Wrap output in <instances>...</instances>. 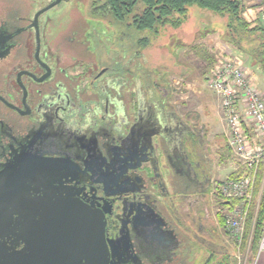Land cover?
Returning <instances> with one entry per match:
<instances>
[{"label": "flooded vegetation", "instance_id": "obj_1", "mask_svg": "<svg viewBox=\"0 0 264 264\" xmlns=\"http://www.w3.org/2000/svg\"><path fill=\"white\" fill-rule=\"evenodd\" d=\"M19 1L29 10L31 2L42 5L0 12V169L17 159L30 169L51 162L44 184L61 182L103 212L117 264H189L190 240L200 245L214 233L200 214L218 204L208 188L211 154L200 143L202 128L190 114L184 119L158 104L141 79H133L128 103L122 98L127 80L123 60L111 59L109 7L59 0L49 9L63 4L59 12L35 22L56 0ZM145 98L153 107H144ZM164 120L170 146L161 149L158 142L168 141L154 134Z\"/></svg>", "mask_w": 264, "mask_h": 264}, {"label": "rangeland", "instance_id": "obj_2", "mask_svg": "<svg viewBox=\"0 0 264 264\" xmlns=\"http://www.w3.org/2000/svg\"><path fill=\"white\" fill-rule=\"evenodd\" d=\"M36 1L41 2V0ZM30 5L31 9L29 10L27 4L26 8H24L19 0H0V12H7L14 7L18 13L25 14L28 10L32 13L37 7L41 6L42 3L31 2ZM8 6H10V8ZM257 6L259 7L260 20V0H258ZM62 7L63 4L49 10L43 18L54 16L62 9ZM80 10L87 13L86 7L83 8L81 6ZM87 17L90 16L87 15ZM188 18V21L181 28L167 31L166 35L162 38L153 39L155 42L152 41L153 44L150 49L144 50L142 53H140V51H135L130 55V59L118 63L121 65L120 70L130 69L133 74L141 72V74L146 77L147 81L149 80L151 82L152 78H154V80L159 83V87H157L158 90H152V94L153 97L156 96L161 101L158 104H161L163 107L166 106L175 112L176 115H180L184 119L189 117L190 114V118L193 116L192 120L202 128L199 138L201 140L200 143L204 148L206 147L205 149L207 152L211 154V159L208 161L211 174L208 188L212 190V199L215 203H218L221 193L219 192L221 190L220 187L224 185L226 186L231 180H237L246 176L251 177L252 171L248 168L247 163L244 162L243 158L235 155L234 149L231 146L232 144L227 137V117L222 109L223 97L227 95L224 92L216 91L219 95L218 97L209 87L206 77L211 71L222 64H230L245 73L244 74L241 71L245 80L247 78L250 85H252L253 89L260 94L263 101L264 90L260 88V85L253 84L254 81L251 82L249 73L247 72L248 66L251 73H253V75L256 74L254 76H258L260 72L257 67L251 65L249 59L246 57L235 53L230 45L225 42V35L223 34L224 24L222 23L221 25V21L216 18H211V16H207V14L205 15V13L197 7H191ZM64 27L66 26L64 25ZM65 34H69V31L66 30ZM113 43L116 44V41ZM120 43H118V45H121ZM126 43L129 45V40L126 42L123 41V44ZM100 45H102V41ZM110 54L113 56L111 58L113 60H124L128 58L127 55L125 58V54L122 57L120 51L116 52L113 48H111ZM123 79L127 80V83L121 88L123 93L122 98L128 103V100L133 97L132 84L134 80L133 77L128 74H126ZM135 80L140 81L138 74L136 75ZM167 85L168 88H166ZM240 86L241 85L239 84L236 86H231V84H229L228 87L236 96L234 107L235 112L237 111L241 119V129L243 130L244 135L249 136V132L253 129L251 128L252 125L250 121L245 115L246 107L241 100H239V97H242L243 93ZM104 87L106 90L108 86L105 85ZM148 88L150 87L148 86ZM138 92L146 94L144 88H140ZM147 96L149 97V94ZM143 101L144 107H146L147 103H149V99L145 98ZM132 102L133 100H130V103L126 107L128 110L131 108L133 109ZM150 106L153 107L152 104L149 103V107ZM249 139H251L253 143L260 142V137L255 134H251ZM190 160L191 166L193 167L197 159L191 157ZM259 165H263V177L258 188L259 191L255 196L254 190L257 174L253 180V185L250 188L252 198L245 214L243 223L244 232L241 244L239 246L237 245L236 240L233 239L226 227V215L232 210L231 202H229V200H224L220 196L221 200L226 202V205L217 204L216 207H212L213 212L210 211L209 214H206L205 211H202L200 214L201 218L204 217V227H207L211 223L215 224L218 227V235L216 237L206 236L203 240L200 239V242L202 243L200 245L193 240H190L189 264H205L210 253L213 252H215L213 253L215 256L211 262L213 264H216L215 261L220 258V255L226 253L229 255V261L232 264H259L260 258L263 256L264 252V248L259 250L260 242L264 238V234L259 241L257 254L251 258L250 253L252 233L258 215L260 198L264 189V162L261 161L258 164V167ZM242 170L243 172L240 173V176L237 179L230 178V175L233 172H239ZM215 188L218 189V197L215 196L217 199L213 196L215 195ZM191 195L193 196L192 199H194V191H192ZM239 203L240 202L238 201L236 204ZM201 205L203 208L205 207L202 203ZM219 217L224 220L223 226L220 225ZM247 220L249 221V232L246 237L247 243H245L243 239L246 235Z\"/></svg>", "mask_w": 264, "mask_h": 264}, {"label": "water", "instance_id": "obj_3", "mask_svg": "<svg viewBox=\"0 0 264 264\" xmlns=\"http://www.w3.org/2000/svg\"><path fill=\"white\" fill-rule=\"evenodd\" d=\"M58 3L37 11L35 22ZM165 126L160 121L154 134L168 141L158 142L161 149L170 146L161 132ZM27 164L17 159L0 169V264H117L120 256L105 238L103 212L61 182L45 185L42 171L51 162L34 169Z\"/></svg>", "mask_w": 264, "mask_h": 264}, {"label": "trees", "instance_id": "obj_4", "mask_svg": "<svg viewBox=\"0 0 264 264\" xmlns=\"http://www.w3.org/2000/svg\"><path fill=\"white\" fill-rule=\"evenodd\" d=\"M98 3H103L110 8V24L116 32L113 39V41H116V44L112 41L111 48L116 50V52L120 51L122 57L124 54L125 58L128 56L123 61L130 59V55L135 51L142 53L144 50L150 49L153 42H155L153 39L162 38L166 35L167 31L181 28L189 19L191 7H197L205 15L207 14L211 18L218 19L221 21V25L222 23L224 24L223 34L225 35V42L230 45L235 53L249 59L250 64L257 67L264 80V25L260 22L259 18L248 20L245 17L246 7L243 4V0H98L96 4ZM127 40H129V45L127 43L123 44V41L126 42ZM118 43L121 45L119 46ZM124 73L125 75H130L133 79L138 74L144 86L148 84L153 90H158L159 83L154 78H152V82L147 81L141 72L133 74L130 69H126ZM166 88H168V85ZM190 153L192 158L198 159L193 150ZM262 170L263 165H259L254 196L259 191L258 188L263 177ZM242 172L243 170L233 172L230 178L237 179ZM229 202H231L232 206L238 200ZM218 204L226 205V202L222 201L219 196ZM219 222L221 226L224 225V220L221 217H219ZM209 226L214 229V233L213 235L210 233L208 236L216 237L218 235V227L212 223L207 227ZM246 228V235L243 239L245 243H247L246 237L249 232L248 220ZM263 234L264 189L260 198L258 215L252 233L250 245L251 258L257 254L258 244ZM213 253H210L205 264H213L211 263L215 256ZM219 257L215 261L216 264H232L229 261L230 257L227 253Z\"/></svg>", "mask_w": 264, "mask_h": 264}, {"label": "built area", "instance_id": "obj_5", "mask_svg": "<svg viewBox=\"0 0 264 264\" xmlns=\"http://www.w3.org/2000/svg\"><path fill=\"white\" fill-rule=\"evenodd\" d=\"M260 3V21L264 25V0H260ZM241 71L230 64H222L206 77V81L212 91L216 94L217 92H224L227 95L225 96L226 98L223 97L222 105L223 112H225L227 117V137L232 144L235 155L243 158L248 168L252 171L251 177L246 176L231 180L226 186L220 187L221 190L219 191L221 192L220 196L224 200H238L240 202L232 205V210L226 215L227 231L236 240L238 246L243 238L245 214L252 198L250 188L257 174L258 164L261 161L264 162V101L260 94L250 85L247 78L245 80L244 72L242 71V73ZM229 84L231 86L241 85L240 89L243 93L239 100L245 105V115L252 125L253 133L260 137V142L253 143L249 139L250 135H244L241 129V119L237 111L235 112L234 101L236 96L230 91ZM217 96L219 97L218 94ZM263 248L264 238L260 242L259 250Z\"/></svg>", "mask_w": 264, "mask_h": 264}, {"label": "crops", "instance_id": "obj_6", "mask_svg": "<svg viewBox=\"0 0 264 264\" xmlns=\"http://www.w3.org/2000/svg\"><path fill=\"white\" fill-rule=\"evenodd\" d=\"M258 0H243V4L246 7L245 11V17L248 20H254L256 18H259V7L257 6ZM246 69V67H245ZM249 77L251 79V82L254 81L253 84L260 85V88L264 90V82L262 79V76L259 74L258 76H254L253 73H251L250 68L247 66ZM250 136L253 135V131L249 132ZM261 256V255H260ZM259 257V256H258ZM259 264H264V252L263 256L260 258Z\"/></svg>", "mask_w": 264, "mask_h": 264}]
</instances>
